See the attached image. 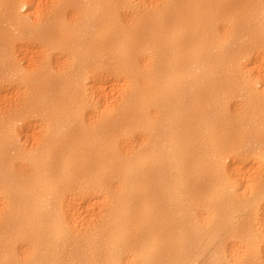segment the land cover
<instances>
[{"label":"bare ground","instance_id":"obj_1","mask_svg":"<svg viewBox=\"0 0 264 264\" xmlns=\"http://www.w3.org/2000/svg\"><path fill=\"white\" fill-rule=\"evenodd\" d=\"M0 264H264V0H0Z\"/></svg>","mask_w":264,"mask_h":264}]
</instances>
